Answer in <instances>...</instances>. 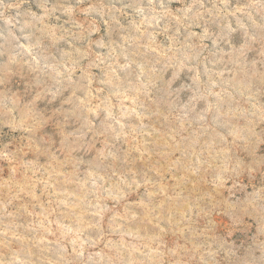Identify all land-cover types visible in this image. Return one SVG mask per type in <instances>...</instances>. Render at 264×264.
Wrapping results in <instances>:
<instances>
[{"label":"clouds","instance_id":"1","mask_svg":"<svg viewBox=\"0 0 264 264\" xmlns=\"http://www.w3.org/2000/svg\"><path fill=\"white\" fill-rule=\"evenodd\" d=\"M0 264H264V0H0Z\"/></svg>","mask_w":264,"mask_h":264}]
</instances>
